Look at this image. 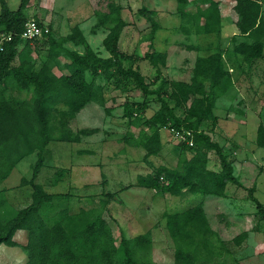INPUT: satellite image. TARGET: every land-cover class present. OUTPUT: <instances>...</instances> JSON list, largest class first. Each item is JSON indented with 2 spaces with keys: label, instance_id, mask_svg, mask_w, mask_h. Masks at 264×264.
Masks as SVG:
<instances>
[{
  "label": "trees",
  "instance_id": "1",
  "mask_svg": "<svg viewBox=\"0 0 264 264\" xmlns=\"http://www.w3.org/2000/svg\"><path fill=\"white\" fill-rule=\"evenodd\" d=\"M25 2L27 0H21L16 8H10L6 0H0V34L6 36L1 40L0 49V181L8 176L22 156L37 149V159L32 177L21 178V183L31 186L30 202L17 208L12 216L0 217V243L20 246L26 254L23 264H151L146 256L150 249L149 231L126 235L120 222L110 216L119 229L116 243L110 223L100 212L82 206L71 212L66 202L56 201L57 196L66 199L65 194L49 192L34 181L33 177L43 163L42 149L50 139L77 138L68 126L67 117L73 116L89 101L104 104V84L96 81L98 76L111 81L114 86L129 81L140 89L144 100L123 103L122 115L127 117L131 127L122 137L126 143L142 147L144 156H148L160 152L163 128L188 129L192 137L191 145L178 141L177 165L171 167L161 163L151 171L138 173L137 186L175 195L182 194L185 189L190 193L223 196L228 181L242 185L233 173L232 162L222 146L212 139L209 129L218 119L213 111L216 99L234 85L222 55L237 67L261 55L264 30L260 2L235 0L233 23L237 31L230 35L232 46L205 55L197 54L189 80H168L159 76L154 87L146 81L137 64L125 66L123 59L146 58L160 73L165 62L164 49L153 47L143 57L128 56L121 51L118 39L126 22L121 17L120 5L114 0H97L98 6L94 7L98 23L107 29L102 44L108 56L98 55L76 24L71 27L68 37L73 44H82V50L65 46L50 35L48 28L42 34L46 35L45 57L37 68L29 53L32 50L37 53L39 47L36 45L32 49L31 45L38 37L21 36L27 19ZM188 2L176 0V10L185 31L220 32L223 23L216 0L196 2L193 9L187 8ZM139 11L144 13L145 9ZM158 28V23L151 20V38ZM51 65H64L67 72L57 74ZM8 87L29 92L30 100L10 99L6 93ZM149 98L156 100L158 107L143 118L141 113ZM57 104H63L65 108L58 110L56 119L55 116L52 118L51 108ZM178 109H181L180 113ZM205 124L210 128H205ZM54 129L57 134L53 133ZM255 141L258 145L264 143L262 123L256 127ZM209 150H214L219 158L218 170L207 166ZM254 189L255 185L249 186L248 195L264 218V207L253 194ZM102 200L103 206L106 199ZM3 203L4 197L0 196V209ZM163 215L174 243L173 264H207L211 256H220L227 249L222 239L213 240L216 232L210 227L201 202ZM18 229L26 230L23 243L13 238ZM245 235L240 232L233 240L239 243ZM200 256L203 257L200 259Z\"/></svg>",
  "mask_w": 264,
  "mask_h": 264
},
{
  "label": "rangeland",
  "instance_id": "2",
  "mask_svg": "<svg viewBox=\"0 0 264 264\" xmlns=\"http://www.w3.org/2000/svg\"><path fill=\"white\" fill-rule=\"evenodd\" d=\"M6 1L10 8H16L21 0ZM216 1L223 23L219 33L185 31L181 16L176 10V0H114L120 5L121 17L126 22L118 39L119 49L128 56H142L153 47L164 49L165 52V62L160 68V73L156 72L146 58L134 61L127 57L123 59L124 65L137 64L151 87L159 82V76L168 80H189L197 54L205 55L232 46L230 35L237 31L233 23L236 18L233 8L235 0ZM196 2L203 3L207 0H189L187 8L193 9ZM259 2L264 30V0ZM97 6V0H27L24 7L25 19L34 17L48 26V32L56 40L62 41L69 48L82 50V44H73L68 37L71 27L76 24L88 45L98 55L108 56L102 44L107 29L96 19L94 7ZM139 9H145L144 13ZM151 9L153 12H149ZM151 20L159 25L153 38L149 36ZM261 40V55L250 63L243 62L237 67L222 55L224 66L230 72L234 85L229 92L216 99L213 111L218 119L212 129H209V124L204 125L209 129L212 139L222 146L227 158L232 162L233 173L242 183L237 185L228 181L225 185L224 193L227 190L236 198L228 200L224 195H202L190 193L185 189L182 194L175 195L137 186L135 180L138 173L151 171L161 163L171 167L177 165L179 142L170 129L163 128V146L156 155L144 156L145 150L142 147L126 143L122 137L131 127L127 117L122 115L123 103L142 101L143 94L133 82L125 81L119 86H114L111 81L100 76L96 81L104 84V104L89 101L73 116L67 117L68 126L77 138L50 139L42 149L43 163L33 177L34 181L41 183L49 192L65 194L63 196H66V199L57 196L56 201L66 202L71 212L77 211L80 206L93 207L95 213L100 212L110 223L116 243L119 239V229L111 217L120 222L126 235L149 231L150 249L146 256L151 264H173L174 243L168 234L163 213L183 210L197 202L202 203L211 224L220 225L219 230H215L214 241L221 240L225 235L221 228L229 218V210H239L242 207L245 209L243 212L250 214L248 227L253 229L254 235L257 232L255 240L264 241V218L248 195V187L255 185L253 194L264 207V143L258 145L255 141L258 123L264 125V33ZM36 45L39 47L37 53L32 50L29 58L37 68L45 57L46 35L36 38L31 48L35 49ZM51 66L57 74L67 72L64 65ZM6 93L12 100L31 98L29 92L19 88L8 87ZM157 107L156 100L147 99V107L141 113L142 117L149 116ZM63 108V104L51 108L52 118L55 116L57 119L58 110ZM177 112L180 113L181 109ZM242 128L243 134L240 132ZM54 130L53 133L57 134V129ZM207 155V166L218 170L220 164L217 154L214 150H209ZM36 159L37 149L22 156L8 176L0 181V196L4 197L0 217L8 218L17 208L30 202L31 186L21 183V178L32 177ZM102 199H106L103 206ZM20 230H23V237L17 236L16 239L23 241L26 239V230ZM234 236L235 234L228 239L229 247L223 250L220 256H211L207 264L254 263L255 259L259 264H264V251L260 250L257 257L252 254L251 235L246 246L239 249L230 247L237 244L233 240ZM222 241L224 242L223 239ZM9 248L24 254L21 259L23 264L26 256L21 247Z\"/></svg>",
  "mask_w": 264,
  "mask_h": 264
},
{
  "label": "crops",
  "instance_id": "3",
  "mask_svg": "<svg viewBox=\"0 0 264 264\" xmlns=\"http://www.w3.org/2000/svg\"><path fill=\"white\" fill-rule=\"evenodd\" d=\"M184 80H186V79H184ZM232 125H230V126H232ZM240 132L243 134L244 129L243 128L240 129ZM234 171H235V169H234ZM220 197H223V196H220ZM224 198L229 200V199L236 198V196L234 195L232 197V194H229V192L226 190L225 194H224ZM242 201H243V199H242ZM243 210H245V209L242 207V208H239V210H237L235 208L232 211H230V210H229V212L227 211L229 214V218H227L224 221V225L221 228L225 231L224 237L222 236L221 238L224 240V242L226 244V248H227V247H229L228 239L231 238L232 235H234V234L237 235L240 232H245L246 236L239 243L235 244V247L230 246V247L239 249V248H243V246H246L245 244H247V242L250 241V235H251L252 236V242H253L252 254L255 255V257H257L260 255L259 253L261 251H264V241L258 240V239L255 240V237L257 236V232L254 235V233H252L253 229L248 227V224H249L248 222L250 221V214L248 212H243ZM204 212L206 214L205 209H204ZM206 217L208 219L210 227L213 230L218 231L220 225L217 224L214 226L213 224H211L210 219L208 218L207 214H206ZM226 234H229V235L226 236ZM17 236L20 238L23 237V230L22 231L20 229L16 230L13 238L16 241H18L19 243H23L25 241V240L19 241L18 239H16ZM25 238H26V235H25ZM9 247H13V246L4 245L3 243H0V264H21V259H22V256H24V254L19 252V251L14 250L13 248H9ZM25 256H26V254H25ZM253 262L254 263L244 262L243 264H259L256 259Z\"/></svg>",
  "mask_w": 264,
  "mask_h": 264
},
{
  "label": "built area",
  "instance_id": "4",
  "mask_svg": "<svg viewBox=\"0 0 264 264\" xmlns=\"http://www.w3.org/2000/svg\"><path fill=\"white\" fill-rule=\"evenodd\" d=\"M48 27L43 23L37 21L34 17L27 18L21 30V36L23 38H35L47 31ZM2 33L0 34V49L2 48L1 40L5 38ZM178 141H184L187 144H192L191 131L188 129L177 130L172 127H168Z\"/></svg>",
  "mask_w": 264,
  "mask_h": 264
}]
</instances>
